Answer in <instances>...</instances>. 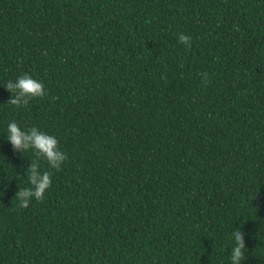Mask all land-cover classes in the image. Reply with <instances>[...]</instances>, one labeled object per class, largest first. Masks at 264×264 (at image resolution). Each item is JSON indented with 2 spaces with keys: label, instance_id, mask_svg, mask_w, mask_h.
<instances>
[{
  "label": "trees",
  "instance_id": "trees-1",
  "mask_svg": "<svg viewBox=\"0 0 264 264\" xmlns=\"http://www.w3.org/2000/svg\"><path fill=\"white\" fill-rule=\"evenodd\" d=\"M191 37V47L179 42ZM0 264H264V0H0ZM67 159L22 207L33 152Z\"/></svg>",
  "mask_w": 264,
  "mask_h": 264
},
{
  "label": "clouds",
  "instance_id": "clouds-1",
  "mask_svg": "<svg viewBox=\"0 0 264 264\" xmlns=\"http://www.w3.org/2000/svg\"><path fill=\"white\" fill-rule=\"evenodd\" d=\"M178 39L185 47H191L190 36L180 33ZM0 87L11 93L7 103L16 107L23 106L30 99L42 98L45 95L44 83L29 74H22ZM4 136L14 151L21 155L25 152H33L37 158L30 159L31 163L25 169L28 186L23 189L19 188L15 194L20 205L27 207L33 199H44L46 191L52 184L51 172L42 170L38 160L43 159L50 169L58 171L66 161L67 155L60 148L59 140L55 135L36 126L24 128L13 120L7 124ZM233 239L235 242L229 249L228 264H242L245 258V245L239 230L233 232Z\"/></svg>",
  "mask_w": 264,
  "mask_h": 264
}]
</instances>
